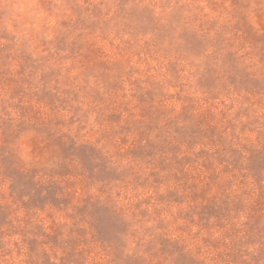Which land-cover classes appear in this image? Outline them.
I'll list each match as a JSON object with an SVG mask.
<instances>
[{"label":"clouds","instance_id":"clouds-1","mask_svg":"<svg viewBox=\"0 0 264 264\" xmlns=\"http://www.w3.org/2000/svg\"><path fill=\"white\" fill-rule=\"evenodd\" d=\"M97 7L103 13L99 18L93 15ZM133 10L165 26L168 38L160 42L155 31L126 30L125 18ZM78 19H100L101 25L108 21L109 27L89 34L76 26ZM185 30L203 41L198 54L182 47L180 34ZM0 33L5 34L0 36V158L9 156L21 171L36 170V178L45 183H59L63 192L57 199L71 197L67 205L48 202L25 209L19 200L13 203L12 177L0 166V202L17 209L10 217L15 227L24 228L30 220L27 228L40 225L51 233L55 225L62 227L60 239L66 241L76 235L73 228L89 227L75 212L91 197L119 214L126 225L121 237L124 254L142 257L143 264H174L172 256L159 253L156 238L162 233L186 245L185 252L202 264H264V258L254 259L264 252V237L250 240L248 235L258 191L255 180L249 176L242 184L238 172L225 171L216 161L218 178L210 181L209 171L201 167L205 158L197 159L196 154L222 146L203 142L188 150L176 130L194 125L211 109L221 129L227 127L225 140L245 157L243 145L264 146V91L237 89L228 80L229 75L246 74L264 82V0H128L123 5L120 0H0ZM249 33L262 39L253 40ZM61 37H67L63 47L58 46ZM73 41L86 45L81 52L90 45L99 54L85 59L72 51ZM169 61L183 69L179 79L168 71ZM116 64L122 69L111 67ZM208 65L220 77L212 92L197 83ZM154 87L157 103L148 113L137 94ZM186 107L191 115L187 120ZM229 121L234 128L228 127ZM45 127L77 146L91 145L97 153L94 166L88 169L79 159L66 158L41 130ZM165 144L179 145L180 151L161 152ZM185 155L195 163L178 164ZM62 165L67 173L54 172ZM184 172L199 176L195 191L208 186L206 198L192 199L193 189L187 187L192 181L186 184ZM173 191L186 198H170ZM225 197L242 200L244 206L219 220L212 216L207 223L199 222L196 212L195 223L185 216L212 198ZM10 227L5 226L0 264H32L24 234L9 233ZM66 249L46 243L37 251L48 252L52 264H62ZM81 249L85 251L79 264H116L111 249L93 240L91 230L77 253ZM230 252L239 257L234 259Z\"/></svg>","mask_w":264,"mask_h":264},{"label":"rangeland","instance_id":"rangeland-1","mask_svg":"<svg viewBox=\"0 0 264 264\" xmlns=\"http://www.w3.org/2000/svg\"><path fill=\"white\" fill-rule=\"evenodd\" d=\"M104 2V0H101ZM121 4H125L128 0H120ZM238 2V0H237ZM102 10L98 7L93 10V15L96 17L102 16ZM67 25V22H66ZM76 26L83 27L89 30V34L94 33L97 29L101 31H106L109 27V22L104 21L101 25L100 19H78ZM125 29H134L136 33H147L148 31H155L158 33V40L163 42L169 36V31L165 26L157 24L153 21L150 16H145L143 12L137 13L133 10L128 17L125 18ZM5 35L0 33V36ZM83 35V33H81ZM250 38L253 40H260L261 37L255 36L254 33H249ZM180 39L183 41L182 47L185 51L198 54L203 48V41L194 31L185 30L180 34ZM67 37H61L59 41L60 47L66 45ZM131 48V42H127ZM148 43V42H146ZM86 45L78 43V41H73L72 51L81 52L85 49ZM88 50L81 52L85 59H94L98 54V49H93L90 45H87ZM150 52L151 49H148ZM137 56L140 52L136 53ZM102 66L110 67L106 62H101ZM111 67L117 69H122V65L116 64ZM183 69L180 68L176 61H169L168 71L172 73L177 79H179V72ZM220 77L217 75V70L212 66L208 65L205 67L204 71L200 73L199 79L197 81L201 88L212 92L217 87V81ZM229 83L235 86L237 89H244L252 92L264 91V82L259 80H252L248 78L245 74L243 76L229 75ZM157 89L150 88L147 90H142L137 94V98L140 104L146 106V112L151 113V109L157 103ZM179 98V94L177 93ZM215 98V97H214ZM226 113H222V116ZM184 119H191L189 108L186 107L184 111ZM228 127L234 128L235 125L229 121ZM244 127H247L245 125ZM42 131L47 132V135L52 138L53 143L59 146L62 154L68 158L79 159L86 168L91 169L94 166V158L97 156L95 149L88 144H81L77 146L75 142L65 141L63 136L56 135L49 128H42ZM177 132L182 133V144L190 150L195 144L206 142L208 145L215 147V145L220 144L222 148H216L215 152H209L207 148H202L200 152L196 154V158L204 157L201 161V167L209 171L208 179L210 181H215L218 178V174L215 172L216 161L224 164L225 171H232L235 175L237 172L242 177L241 183H246L247 178L251 176L256 183L257 195L254 203L251 205L250 220L248 224V235L250 240L259 239L264 237V227H261V221H264V146L256 145H243L244 149L247 151V157L239 149L231 146L225 140L224 132L227 131V127L221 129L220 122L217 121L215 113L208 109L205 114H202L195 122L194 125L190 127L181 128L177 127ZM244 128L241 129L243 131ZM161 152L165 151H180L179 145H173L171 148L169 145H162L159 149ZM215 157V160L213 159ZM175 158V157H174ZM226 162V163H225ZM178 164H194L195 160L192 156L185 155L182 160H177ZM0 166L5 174L12 177V184L10 185V196H14L16 200H19L21 205L25 209H31L34 207H43L46 203L52 202L57 205L63 202L65 205L70 203L71 197L61 196L57 199V193H62L63 189L54 180H50L45 183L42 179L38 180L36 178V170L31 171H21L19 168L15 167V161L9 156H2L0 158ZM69 171L67 166L62 165L60 169L54 170L60 174H65ZM183 172V168H181ZM184 177L186 178V184L188 180L192 183L187 185L193 189L191 196L192 199L206 198V193L208 191V186L206 185L199 192L195 189L199 188L196 184V180L199 176H193L189 172H184ZM250 194V193H248ZM27 196L28 199L25 200L24 197ZM170 198L176 201L182 202L186 196L179 194L176 191L169 193ZM242 200H231L230 197H225L223 200H217L212 198L207 204H204L199 211L196 209H191L189 212L185 213V216L193 223L197 222L192 219L193 212L199 216V222L207 223V221L212 216H216L219 219L227 216L232 208H242ZM17 209H13L11 204L0 202V247H3V237L6 235L5 226H12L8 229L9 233L22 232L25 237V242L28 244L30 259L32 264H52V257L48 252H38L37 250L46 243H51L57 247H64L67 245L66 254L60 257L62 264H72V261L76 260L79 264L78 257L83 256L85 250L81 249L77 253V248L80 243H87L88 232L91 230L93 240L98 241L105 248H109L112 251L113 259L116 264H143V258L131 254H124V242L122 240V234L126 231L125 223L120 219L119 214L115 210L107 205L101 204L99 201L93 202L91 197L85 199L82 206H77L75 215L80 217L79 222H87L88 228H73L71 232H75V236H70L66 241H61L60 237L63 235L62 227H57L52 225L53 228L51 233H45L42 226L37 225L35 228H27V224L31 223L30 220L25 222L24 228H17L13 225L10 217ZM29 232L33 235L29 237ZM44 235L45 239L40 240L37 237ZM160 245L159 253L172 256L174 258V264H202L198 261L196 257L188 252H185L186 245L182 244L178 240H172L166 234H160L156 238ZM206 242L207 239H206ZM153 245H149V250ZM214 246H219L218 243H214ZM36 253L35 256L32 254ZM228 255L232 256L234 259L239 257L238 252H230ZM264 258V252L261 256L254 257L257 261Z\"/></svg>","mask_w":264,"mask_h":264}]
</instances>
